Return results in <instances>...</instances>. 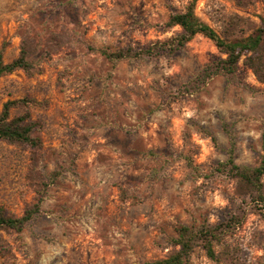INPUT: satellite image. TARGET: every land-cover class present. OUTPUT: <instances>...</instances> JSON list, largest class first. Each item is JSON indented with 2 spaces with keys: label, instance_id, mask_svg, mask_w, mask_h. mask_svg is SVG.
<instances>
[{
  "label": "rangeland",
  "instance_id": "obj_1",
  "mask_svg": "<svg viewBox=\"0 0 264 264\" xmlns=\"http://www.w3.org/2000/svg\"><path fill=\"white\" fill-rule=\"evenodd\" d=\"M189 0H0V47L15 58L25 31L43 40L66 33L62 47L0 79V112L10 99L47 100L40 119L41 169L61 170L41 212L21 233L0 230V264H146L166 256L178 223H215L230 209L232 183L211 174L226 158L222 122L237 136L236 160L255 165L262 153L264 84L239 62L233 78L215 76L187 92L201 67L223 56L196 35L171 56L121 61L114 68L85 43L138 49L180 30L166 28ZM167 3H170L168 6ZM196 15L220 35H249L262 24L264 0H198ZM19 108H12L11 116ZM191 156L202 176L195 178ZM28 151L0 140V207L20 216L35 202L27 185ZM264 182V178H263ZM215 244L220 260L196 247L188 264H264V218Z\"/></svg>",
  "mask_w": 264,
  "mask_h": 264
},
{
  "label": "trees",
  "instance_id": "obj_2",
  "mask_svg": "<svg viewBox=\"0 0 264 264\" xmlns=\"http://www.w3.org/2000/svg\"><path fill=\"white\" fill-rule=\"evenodd\" d=\"M198 0H189L181 11H173L165 21L166 28L179 27L180 30L172 36L149 42L143 48L131 46L109 49L96 47L85 43L90 52L99 53L114 68L119 62L145 57H159L163 54L171 56L183 49L196 35H202L213 42L223 55L205 63L193 80L183 87L187 92H198L215 76L234 78L239 69V62L249 68L256 79L264 84V19L254 31L247 36L234 37L232 34L220 35L214 28L202 21L195 12ZM242 4L244 0H236ZM169 2V0H167ZM170 6V3H167ZM66 33H53L40 40L34 38L29 31L21 36L18 55L9 62L4 61V52L7 42L0 47V79L17 70L27 75L41 72L40 61L65 44ZM47 100H37L25 96L18 99L7 100L0 112V140L28 151L26 169L27 185L35 193V202L28 205L23 214L15 215L13 212L0 207V230H13L21 233L27 224L41 212L48 187L53 184L61 170H55L49 175L41 169V150L43 142L36 134L42 129L40 119H33L30 108H46ZM19 108L18 115L11 116V109ZM222 128L228 139L226 158L217 162L211 174L224 176L232 183V193L229 197L231 207L215 223L203 219L200 223H178L175 226V235L169 240L173 248L162 257L146 264H188L190 256L196 247H201L207 256L213 260H220L214 246L224 244L221 252L223 260H229L231 251L226 238L233 235L240 228L249 213H256L264 218V129L261 134L262 153L255 165L239 163L236 160L237 136L234 128L227 122H222ZM195 178L202 176L199 165L194 163L191 156L185 157ZM238 264V262H230Z\"/></svg>",
  "mask_w": 264,
  "mask_h": 264
}]
</instances>
